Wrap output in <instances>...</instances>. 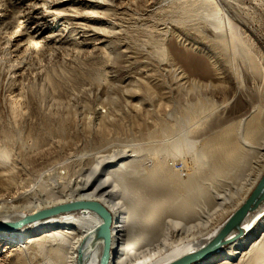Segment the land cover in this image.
Masks as SVG:
<instances>
[{
	"label": "bare ground",
	"instance_id": "obj_1",
	"mask_svg": "<svg viewBox=\"0 0 264 264\" xmlns=\"http://www.w3.org/2000/svg\"><path fill=\"white\" fill-rule=\"evenodd\" d=\"M208 1H146L147 14L140 16L148 20L153 13L161 14L157 22H150L160 24L157 31L166 35L163 37L167 40L169 63L146 64L148 60L138 59L135 66L133 63L138 53L130 45L120 46L124 57L120 60L125 59L127 68L134 66L128 69L129 76H124V81H121L126 88L122 91L126 102L141 100L142 104L145 100L143 105H147L145 93L140 97L138 94L143 84L146 92L156 87L163 100L176 94V101L172 99L173 103L176 102L173 111L166 108L167 115L159 111L161 115L155 111L153 116L148 112L142 114L137 119L140 123L138 135L129 129V135H123L118 128L114 134L118 142L113 141L114 137L111 140L110 135L108 138L100 135L107 144L118 143V148L111 150L102 140V145L95 146L94 162L92 160L89 168L85 167L86 170L77 174L74 195H61L70 187V183L65 182L58 189L45 185L43 190L49 200L44 203L30 199L26 192L11 197L8 202L0 199V223H17L41 210L73 201H95L112 216L111 245L106 264H170L185 255L212 247L219 232L251 197L264 176V103L255 102L247 113L235 118L223 112L224 102H220V111L215 113H207L209 109L195 113L194 117L186 114L196 102L205 107L202 99L208 97L202 91L206 88L213 91L214 84L223 80V64H230L234 72L238 60L250 72H255L256 68L251 37L237 38L232 26L234 17L230 18L233 13L230 7L235 8L237 4L230 1L232 4H228L227 0ZM69 2L92 10L91 15L85 10L63 14L72 24L81 25L86 50L95 57L107 51L103 48L111 43L110 36L100 32L94 24L104 23L114 28L117 25L115 19L123 8L118 7L115 0H58L53 4L59 6ZM224 9L227 15L221 11ZM195 33L199 43L190 42ZM206 40L211 47L204 50L202 45ZM179 51L191 53L190 58L196 65L200 60L205 62L204 74L209 77L201 79L181 68L182 63L177 66L178 61L175 62L174 58ZM91 55L87 56L90 58ZM106 69L112 74L117 71L113 65L106 66ZM154 73L162 77L169 73L168 76L172 74L173 78L170 76L171 81L163 79L168 81L164 84L165 81L154 78ZM152 92L147 93L151 95ZM192 95L196 102H192ZM148 97L154 98L153 95ZM169 103L171 105L172 102ZM162 104L168 103L163 101ZM99 112L96 111V116L101 117ZM121 113L126 114L123 110ZM116 114L119 115L120 111ZM131 115L132 110L129 117L135 115ZM3 131L8 132L6 129ZM8 135L4 134V139ZM38 141L39 138L36 146L40 144ZM7 146L0 142V182L2 185V180H6L5 186L17 168ZM32 203L35 205L26 207ZM102 224L96 213L77 211L36 221L10 232L0 230V264H102V243L98 236ZM239 227L241 234L238 237L198 264H264V198L257 200Z\"/></svg>",
	"mask_w": 264,
	"mask_h": 264
},
{
	"label": "rangeland",
	"instance_id": "obj_2",
	"mask_svg": "<svg viewBox=\"0 0 264 264\" xmlns=\"http://www.w3.org/2000/svg\"><path fill=\"white\" fill-rule=\"evenodd\" d=\"M56 1L58 0H0V142L8 145L11 158L18 165L12 172L13 176L10 175L13 178L9 177L10 183L7 180L6 184H8L5 186L4 181L6 180H2V187L0 182L1 202H8L11 197L26 192L30 199H39L38 202L44 203L49 199L43 187L46 185L49 188L58 189V186L65 182L70 183V187L63 190L61 195L64 197L74 195V181L82 170L92 165L95 146H100L103 142L105 146H110L111 150L117 149L118 143L114 142H118L115 141L118 128L121 129L123 135H129L130 131L138 135V128H140L138 124L140 123L137 119L139 116L146 112L151 113V116L160 113L167 115L173 111L174 104H176V102L173 103V100L176 101L174 97L176 94H172V98L163 100L156 87H153L156 91L154 89L153 92L147 91L152 92L150 95L144 90L145 85L143 84L138 94L140 97L145 93L144 97L149 101L147 105H143L146 103L145 100L142 104L141 100L126 102L127 99L122 92L126 89L121 84L124 76H129L130 70L128 69L134 66L130 65L131 67L127 68L125 59L120 60L124 58L120 46L130 45L129 47L138 53L136 54L138 58L134 59L133 65L138 59L139 61L148 60V62L145 61L146 64L159 65L167 64L171 59L166 45V35H161L157 31V28L161 27L160 24H154L161 14L153 13L154 15H150L153 17L148 20L140 16L147 14L146 1L148 0H115L116 5L123 8L119 11L118 19H115L117 25L112 28L104 23L94 24L100 32L110 36L112 43L103 48L109 51V54L104 51L97 57L92 56V53L83 46L81 25L72 24L63 15L81 13L83 10L91 15L92 10L81 8V5L72 2L57 6L53 4ZM229 1L238 6L230 7L233 11L230 18L234 17L231 21L236 24L231 23L235 28L236 37H251L255 72H250L240 60L236 63V72L230 64H223L222 69L225 71L223 80L214 84L216 87L213 91L210 88L207 89L206 86V90L202 88L203 95L208 97L202 99V103L205 104L204 108L198 105L196 98L192 95V102L196 103L186 113L190 117H194L195 113H201L202 110L210 109L207 113L220 111V102H224L223 112L226 111L227 115L235 118L247 113L255 102L264 103V0H227L226 2L232 4ZM208 3L212 1L209 0ZM125 7L130 8L125 9ZM221 11L227 15L225 9ZM150 20L155 22L152 23ZM194 35L190 40L192 43L197 42V34ZM209 43L208 40L204 41L202 45L204 50L211 47ZM87 55H91L90 58L94 57L95 60ZM99 56L103 58L99 60ZM190 57L191 53L179 51L175 53L174 59L175 62L178 61L177 66L182 63L180 66L185 68L186 72L205 79L207 77L204 74L205 62L201 60L198 62V59H195L198 62L196 65ZM105 65L115 66L117 73L114 72L115 75L110 71L108 73ZM109 75L112 77H108ZM168 75L169 73L163 74L162 77L161 74H156L154 78L161 79L160 82L168 78V81H171L172 74H170L171 77ZM168 81L163 83L168 84ZM118 85L121 88L117 87ZM154 92L159 93L158 96L154 95ZM146 93L147 96H145ZM148 95L157 96L159 99L154 97L153 101ZM163 101L168 104H162ZM169 102L173 104L170 105ZM215 102L217 105H214ZM140 104L145 108H142ZM117 108L121 116L116 114L119 112ZM133 109H136L137 113ZM122 110L126 114H122ZM131 110V116L135 114V118L134 116L129 117ZM96 111H100L102 116H96ZM119 121H123L122 128L119 126ZM131 121L132 124H130ZM132 127H137V131L135 128L131 130ZM4 134H9L7 139H4ZM100 135L105 136L104 138L111 136V140L114 137V144L105 143ZM37 138L40 139L38 141L40 144L37 142L36 144L39 145L36 146ZM8 139L10 141H7ZM33 205L35 203L26 207Z\"/></svg>",
	"mask_w": 264,
	"mask_h": 264
},
{
	"label": "water",
	"instance_id": "obj_3",
	"mask_svg": "<svg viewBox=\"0 0 264 264\" xmlns=\"http://www.w3.org/2000/svg\"><path fill=\"white\" fill-rule=\"evenodd\" d=\"M260 198H264V176L256 187L253 194L251 195V197L232 216V218L219 232L212 247L204 251L185 255L170 264H198L209 259L220 247L232 242L236 237L241 234V229L239 227L240 224L255 206L257 200H259ZM77 211H92L102 219L103 224L98 231V236L102 243V264H106L107 259L109 257V250L111 245L112 216L104 206L95 201H73L62 205L54 206L49 209H44L34 215L25 217L17 223H0V230L10 232L15 230L16 228L22 227L24 225L36 221L44 220L64 213H71Z\"/></svg>",
	"mask_w": 264,
	"mask_h": 264
}]
</instances>
